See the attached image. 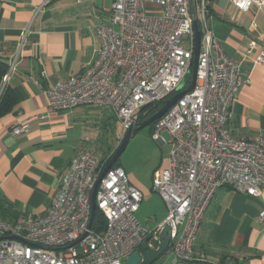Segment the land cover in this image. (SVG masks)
Masks as SVG:
<instances>
[{"label":"built area","instance_id":"built-area-1","mask_svg":"<svg viewBox=\"0 0 264 264\" xmlns=\"http://www.w3.org/2000/svg\"><path fill=\"white\" fill-rule=\"evenodd\" d=\"M229 1L240 11L264 6V0ZM212 2L114 0L108 21L95 27L100 42L95 58L81 74L57 81L47 91L53 111L81 105L110 110L121 140L139 122L144 106L169 98L188 76L194 11L199 32L194 86L151 129L153 138L170 145L167 165L152 178V190L166 205L164 220L153 230L140 223L136 211L142 192L123 168L111 166L95 189V209L105 225L101 231L92 229L91 194L106 160L86 150L71 159L44 212L0 220V264H123L142 244L146 250L158 249L165 226L170 240L164 254L189 262L203 214L219 188L247 195L264 189V132L236 138L226 128L244 79L241 61L227 56L210 26ZM254 47L251 41L243 59ZM263 60L264 50L251 59ZM26 128L16 124L9 133L16 136ZM258 217L264 220V210Z\"/></svg>","mask_w":264,"mask_h":264},{"label":"crops","instance_id":"crops-1","mask_svg":"<svg viewBox=\"0 0 264 264\" xmlns=\"http://www.w3.org/2000/svg\"><path fill=\"white\" fill-rule=\"evenodd\" d=\"M113 1L0 0V57L9 64L4 81L17 98L15 108L0 115V198L16 216L44 212L71 159L92 150L93 145L85 144L82 107L99 112L106 126L107 111L95 106L50 110L47 91L57 81L81 74L95 58L100 44L95 27L108 21ZM210 14L214 35L227 56L241 61L244 79L230 105L226 128L236 138L257 136L264 132V60L251 59L264 50V6L240 11L229 0H213ZM251 41L255 47L243 59ZM16 124L27 128L13 136L9 130ZM120 136L110 149L118 145ZM168 155L169 151L156 170L167 165ZM127 176L143 194L137 219L155 229L166 217L164 201L152 190V181L147 186ZM143 201L150 205L146 212L140 211ZM261 210L264 189L247 195L219 188L200 222L193 260L182 263L174 259L176 264H264Z\"/></svg>","mask_w":264,"mask_h":264},{"label":"rangeland","instance_id":"rangeland-1","mask_svg":"<svg viewBox=\"0 0 264 264\" xmlns=\"http://www.w3.org/2000/svg\"><path fill=\"white\" fill-rule=\"evenodd\" d=\"M106 111V117L108 118V116H110V118L104 119L106 121V126H104L102 115L99 112L93 109H87V107H82L81 109V112L85 117V144L93 145L92 150H87L91 152L93 151L92 153L98 157H105L107 155H104V151L109 154L110 151L113 150V148L110 149L109 146H112L115 138H119L121 132L118 121L109 110ZM161 135L166 142L169 141V135L165 131H163ZM168 151L169 144L165 143L161 145L158 140L153 138L150 126H146L137 130L130 136L116 163L118 166L123 168L128 175L133 176L142 184L150 186L153 177L152 173H154L161 158L165 157ZM155 197L157 201L163 205L162 200L158 197V194L155 193ZM149 208L150 205L143 201L141 203L140 211L146 212ZM153 222L154 221L149 223V225L152 226ZM153 264H176V261L174 258L163 254L156 261H154Z\"/></svg>","mask_w":264,"mask_h":264},{"label":"water","instance_id":"water-1","mask_svg":"<svg viewBox=\"0 0 264 264\" xmlns=\"http://www.w3.org/2000/svg\"><path fill=\"white\" fill-rule=\"evenodd\" d=\"M192 29H193V37H194V45H193V58H192V65L190 68V71L188 73V76L186 79L182 80L179 85L175 89V93L171 95L169 98L164 99L161 101V107L151 116L148 118L141 120L136 123V125L128 128L126 132L124 133L123 137L121 138L119 144L117 145L114 153L108 160V162L105 164L99 178L97 179L94 189L91 194L90 204H91V212H90V222L93 218L94 211H95V189L98 185L100 179L103 177V175L106 173V171L113 166L121 152L124 150L129 138L131 135H133L137 130L144 128L146 126H150L154 121H156L158 118H160L183 94L189 92L192 90L194 83H195V77H196V68H197V58H198V51H199V32L197 28V22L195 13L192 10ZM90 227V226H89ZM84 235H82L78 240H80ZM160 246L158 249H147L145 250L144 256H142L138 251L132 252L130 255L127 256L123 264H139L144 258L147 260L148 263H153L156 261L160 256L164 254L166 251L170 235H169V227L165 226L161 232H160ZM77 240V241H78ZM76 242V241H75ZM74 242V243H75ZM74 243L70 244L73 245ZM49 250H55L52 248H47Z\"/></svg>","mask_w":264,"mask_h":264},{"label":"trees","instance_id":"trees-1","mask_svg":"<svg viewBox=\"0 0 264 264\" xmlns=\"http://www.w3.org/2000/svg\"><path fill=\"white\" fill-rule=\"evenodd\" d=\"M9 69L8 62L0 57V115L13 110L17 103V98L15 94L13 93L12 89L8 86L7 82L4 81V76L7 74ZM161 107V102H153L150 104H147L139 111V121L144 120L154 114L159 108ZM155 122H153L150 125V128L152 129ZM117 147V146H116ZM115 148L110 151V153L101 158V160H106V163L112 156V154L115 151ZM113 166H118L117 163H115ZM18 216V215H17ZM16 213L11 209L10 205L6 204L1 198H0V220L3 221H14L16 218ZM105 220L101 214V212L98 209H95L94 216H93V222H92V229L96 231H101L104 228ZM146 250V245L142 244L138 247V251L144 256ZM139 264H150L147 262V260L144 258ZM153 264V263H151Z\"/></svg>","mask_w":264,"mask_h":264}]
</instances>
